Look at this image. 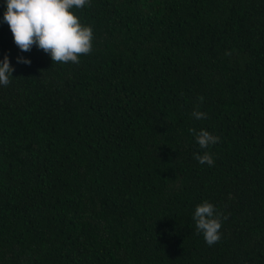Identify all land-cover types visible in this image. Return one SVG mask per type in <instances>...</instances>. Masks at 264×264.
Returning a JSON list of instances; mask_svg holds the SVG:
<instances>
[{
	"label": "trees",
	"instance_id": "1",
	"mask_svg": "<svg viewBox=\"0 0 264 264\" xmlns=\"http://www.w3.org/2000/svg\"><path fill=\"white\" fill-rule=\"evenodd\" d=\"M5 10L0 264H264V0H90L79 64L21 52ZM205 200L227 217L213 246Z\"/></svg>",
	"mask_w": 264,
	"mask_h": 264
},
{
	"label": "clouds",
	"instance_id": "2",
	"mask_svg": "<svg viewBox=\"0 0 264 264\" xmlns=\"http://www.w3.org/2000/svg\"><path fill=\"white\" fill-rule=\"evenodd\" d=\"M6 10L3 20L9 25L13 40L21 52L31 51L33 46L48 54L53 64H79L80 57L93 50L94 32L90 25L82 24L72 9L90 6V0H5ZM230 55V53H226ZM17 63L31 64V60L17 57ZM14 72L7 55L0 61V86L7 87ZM202 103L204 97H199ZM197 120L207 118L197 105L192 114ZM201 149H207L219 141V137L208 130L190 128ZM200 164L213 166L212 154L194 153ZM223 214L214 204L205 200L195 208L193 219L197 234H202L208 246H213L221 239Z\"/></svg>",
	"mask_w": 264,
	"mask_h": 264
}]
</instances>
